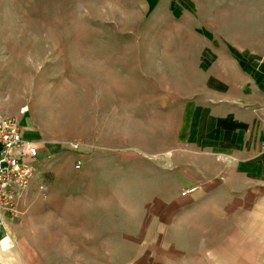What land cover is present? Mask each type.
Instances as JSON below:
<instances>
[{
	"label": "rangeland",
	"instance_id": "374dc122",
	"mask_svg": "<svg viewBox=\"0 0 264 264\" xmlns=\"http://www.w3.org/2000/svg\"><path fill=\"white\" fill-rule=\"evenodd\" d=\"M263 62L264 0H0V114L39 148L0 240L27 264H264V239L209 240L181 201L167 238L139 231L159 154L197 150L198 111L252 88Z\"/></svg>",
	"mask_w": 264,
	"mask_h": 264
},
{
	"label": "crops",
	"instance_id": "0c3cea01",
	"mask_svg": "<svg viewBox=\"0 0 264 264\" xmlns=\"http://www.w3.org/2000/svg\"><path fill=\"white\" fill-rule=\"evenodd\" d=\"M252 73L257 76L255 85L242 88L238 98L198 111L202 124L194 138L197 150L159 154V199L152 211L155 215L139 228L155 235L144 238H157L158 234L167 238L169 202L181 201L180 205L190 204L184 208L185 216L197 211L201 219H211L207 227L198 228L209 240L227 239L232 248V240L264 239V62ZM168 171H172L171 185ZM189 188L195 190L178 196ZM115 208L116 211L103 214H118L119 209ZM194 222L192 218L191 223ZM130 226L135 229L136 223ZM193 231L188 232L186 239H200ZM120 232L116 227L97 226L96 238L113 239ZM129 239L137 238L134 235ZM31 254L39 256L34 250ZM30 262L33 264L34 259Z\"/></svg>",
	"mask_w": 264,
	"mask_h": 264
},
{
	"label": "built area",
	"instance_id": "2783aa9c",
	"mask_svg": "<svg viewBox=\"0 0 264 264\" xmlns=\"http://www.w3.org/2000/svg\"><path fill=\"white\" fill-rule=\"evenodd\" d=\"M26 132L20 120L0 114V230L7 215L16 213V202L33 176L39 156L37 143L27 138ZM78 146L71 144L74 150Z\"/></svg>",
	"mask_w": 264,
	"mask_h": 264
},
{
	"label": "clouds",
	"instance_id": "9594fccd",
	"mask_svg": "<svg viewBox=\"0 0 264 264\" xmlns=\"http://www.w3.org/2000/svg\"><path fill=\"white\" fill-rule=\"evenodd\" d=\"M0 264H27L18 242L11 234L0 240Z\"/></svg>",
	"mask_w": 264,
	"mask_h": 264
}]
</instances>
